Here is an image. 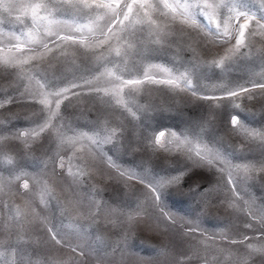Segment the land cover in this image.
<instances>
[{
  "label": "rangeland",
  "instance_id": "1",
  "mask_svg": "<svg viewBox=\"0 0 264 264\" xmlns=\"http://www.w3.org/2000/svg\"><path fill=\"white\" fill-rule=\"evenodd\" d=\"M36 2L0 0V103L11 101L0 107V264H264V172L236 167L264 163V140L245 131L264 132V88L252 87L264 84V34L237 50L205 17L165 9L150 10L151 28L117 22L102 35L112 14L93 21L79 0H43L52 23L36 27L20 7ZM243 2L264 16V0ZM239 86L249 92L213 98ZM43 120L44 133L17 139ZM181 173L155 202L140 182Z\"/></svg>",
  "mask_w": 264,
  "mask_h": 264
},
{
  "label": "snow or ice",
  "instance_id": "2",
  "mask_svg": "<svg viewBox=\"0 0 264 264\" xmlns=\"http://www.w3.org/2000/svg\"><path fill=\"white\" fill-rule=\"evenodd\" d=\"M74 7H78L82 10H89L85 13L89 19L93 21L96 19V16H93L92 13H98V10H105L106 12L111 13L110 22L106 25V30L102 29L101 34L106 35L107 33L112 32V26L119 22L123 25L124 21H128L129 25L135 23H143L148 25L149 28L155 26L156 21L152 19L150 15V10H168L170 11L173 16L177 13L182 17H188L193 19L195 22V18L197 16H203L207 20L209 31H213L214 34L219 37L220 39L217 41L221 44H230L233 40H235V49H239L242 47H247L246 43V33L248 36H254L258 34H264V16H261L260 19H256L255 14H250L248 11L244 10L246 5L244 4L243 0H157L156 3H152L151 0H131V2H124L122 0H92V2H88V0H79V2ZM9 5H5V8H8ZM25 10L26 15H30L32 23L36 27L45 26L47 28L48 25H51L52 21L48 19V16L42 15L41 13H49V6L48 4L44 3L43 0H39L36 3H29L26 5H21ZM135 9V11H134ZM141 14L145 17L144 20L140 21L137 20L136 17H139ZM254 22V26H253ZM81 29H76V32H81ZM49 35H53V33H48ZM57 40L60 41H71L72 43H83V39H78L73 34H68L61 36L59 32L54 33ZM47 48V44L43 45ZM18 49L20 45H15ZM233 49H229L228 51L231 52ZM116 55H120L119 49L115 50ZM217 67L223 65L224 60L221 59L219 61H213ZM119 79V78H118ZM122 83L126 85H135L139 84V80H127L123 81ZM168 84H174L175 81L169 80L165 81ZM190 85V82H188ZM71 87H77L76 84H72ZM252 87H261L264 88V84H252ZM69 89L66 87L60 88L58 91L55 92L57 97L63 96ZM249 92V89L244 86H239L233 90H226L224 92L223 97H213L214 99H230L232 97H239L241 93ZM66 99L67 97L64 96ZM207 99L208 97H203ZM251 95L248 96V99H252ZM11 101H6L5 103H9ZM118 103H122V101H117ZM5 103H0V107H4ZM41 103H45V101H41ZM59 100L57 101L56 107L59 108ZM230 125L233 129H236V126L239 125L240 128H244V124L241 123L240 118L237 115H232L229 121ZM48 127L47 120H43L38 122L34 125L31 132H21L17 136L19 139L22 136L33 135L39 136V134L44 133L46 128ZM249 136L258 138L260 140H264V132L255 130V129H245ZM87 135V134H83ZM159 136H164V132L161 131ZM95 143V141H93ZM156 144H160L159 138L155 139ZM163 147V145H160ZM199 156V153H197ZM62 161V158H60ZM189 159H192L190 156ZM211 166V161L208 162ZM61 168L64 167L63 163L61 162L59 165ZM237 168H243L245 172L249 170H255L258 172H264V163H261L258 167L255 165H237ZM220 175L223 177V169H217ZM123 175V173H121ZM180 175L173 176V177H165L160 181H152V180H141L140 182L145 184V187L149 190L152 195L153 202L160 200L159 194V187H162L164 184H172L178 183L180 180ZM227 186L233 192H235L237 188V184L235 183V178L232 175H228L224 177ZM155 185V186H154ZM25 189H27L28 184L25 182L23 185ZM199 187V185H197ZM212 188L211 183L208 184V187L204 189V192H208L209 189ZM236 195H239L238 192H235ZM163 212V209H161ZM131 219V216H129ZM170 219V217H169ZM189 231H196V229H189ZM49 233L52 236V239L57 243H62V238H58L59 234L54 232L52 229H49ZM264 235V234H262ZM247 236L244 237V241L248 240ZM232 243H237V241H232ZM243 243V241H241ZM249 248H252V245H248ZM75 251V249H73ZM255 251H264V249H257Z\"/></svg>",
  "mask_w": 264,
  "mask_h": 264
}]
</instances>
